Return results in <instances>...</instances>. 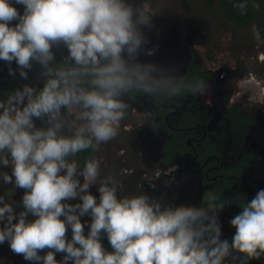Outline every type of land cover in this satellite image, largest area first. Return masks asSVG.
Masks as SVG:
<instances>
[{"label": "clouds", "instance_id": "obj_1", "mask_svg": "<svg viewBox=\"0 0 264 264\" xmlns=\"http://www.w3.org/2000/svg\"><path fill=\"white\" fill-rule=\"evenodd\" d=\"M235 7L246 14V3ZM154 14L142 0H0V60L10 75L14 61L24 79L38 64L42 78L40 87L26 83L0 97V184L25 190L20 211L0 194V244L7 241L25 260L249 264L264 257V188L230 219L235 232L229 240L222 238L218 213L231 201L209 197L202 210L143 190L124 192L119 177L125 170L102 176L103 157L86 158L83 165L75 158L117 137L133 96L207 94L206 80L177 87L174 65L140 59L156 51L143 31L152 27ZM252 36L264 44L259 28ZM60 46L67 52L58 59ZM175 167L143 179L151 182ZM92 185L99 197L89 191ZM85 215L90 222H82ZM105 234L111 250L102 243ZM56 253L63 254L60 260Z\"/></svg>", "mask_w": 264, "mask_h": 264}, {"label": "flooded vegetation", "instance_id": "obj_2", "mask_svg": "<svg viewBox=\"0 0 264 264\" xmlns=\"http://www.w3.org/2000/svg\"><path fill=\"white\" fill-rule=\"evenodd\" d=\"M22 12L23 6L17 5ZM15 23V21H12ZM149 48H151L152 44ZM58 59L67 50H55ZM208 54V53H206ZM263 55L264 51L260 52ZM175 66L173 75L177 87L187 88L197 80H206L205 96L191 93L173 99L133 96L132 108L121 121L118 135L75 157L81 165L86 158L103 157L101 174H119L124 192L144 191L172 204H184L204 209L209 197L231 201L219 211L222 238L231 239L235 232L230 219L242 209L240 205L264 188V100L257 89L253 96L240 94L241 74L251 75L252 63L240 71L225 62L200 61L191 50ZM210 56L208 55V58ZM141 60H145L140 56ZM159 63V59L154 61ZM10 75L6 62L0 60V97L24 84L42 86L40 67L34 64L27 79L20 77L15 62ZM263 86L261 82L258 83ZM37 126L41 121L36 120ZM149 182L144 175L171 168ZM129 170H134L127 174ZM139 185L141 187H139ZM98 185L89 191L99 197ZM22 197V196H19ZM76 200H69L75 203ZM249 264H264V257Z\"/></svg>", "mask_w": 264, "mask_h": 264}, {"label": "rangeland", "instance_id": "obj_3", "mask_svg": "<svg viewBox=\"0 0 264 264\" xmlns=\"http://www.w3.org/2000/svg\"><path fill=\"white\" fill-rule=\"evenodd\" d=\"M257 1L261 7L260 16L243 26L221 15L214 2L209 4L203 0H142L145 10L155 13L150 30L154 33L151 34L155 43L152 46L156 48L153 55L142 56L147 61L154 62L159 59V63L176 65L181 59L177 56L191 50L200 56L199 60L202 62L217 60L219 64L225 62L231 67L238 64L241 72L245 70L244 65L253 62L250 68L252 74H241L238 86L240 94L254 97L253 91L257 89L258 94L262 95L260 100H264V60L262 61L263 55H260V52L264 51V44L257 42L252 36L254 28H259L264 35V0ZM162 36L171 38L179 48L177 47L176 50L174 47L172 52L168 46L165 47L167 45L165 41L160 44L154 40V37L159 39ZM212 57L214 60H211ZM259 82L263 86H260ZM3 170L11 171L10 167H5ZM24 191L21 188H14L12 184H0V194L5 195L9 202L11 200L15 202L16 211L22 208L20 203L22 197L19 196H23ZM33 218L29 216V219ZM90 219L87 215L81 217L82 222H90ZM66 236L71 238L70 228ZM47 251L48 249L41 250V255ZM57 254L59 253L55 254V258ZM0 264H41V262L28 261L22 254L13 253L8 242L5 241L0 244Z\"/></svg>", "mask_w": 264, "mask_h": 264}, {"label": "trees", "instance_id": "obj_4", "mask_svg": "<svg viewBox=\"0 0 264 264\" xmlns=\"http://www.w3.org/2000/svg\"><path fill=\"white\" fill-rule=\"evenodd\" d=\"M205 2L215 3L217 5V10L221 15L226 16L227 18L235 21L239 25H248L250 24L255 18L260 16V4L257 0H203ZM238 3H246L247 4V11L246 14L242 15L240 10L235 7ZM258 9V10H257ZM259 14V15H258ZM103 245L111 250V245L108 242L106 234L101 238ZM57 260L62 258V253L57 254ZM71 264V262H69Z\"/></svg>", "mask_w": 264, "mask_h": 264}, {"label": "water", "instance_id": "obj_5", "mask_svg": "<svg viewBox=\"0 0 264 264\" xmlns=\"http://www.w3.org/2000/svg\"><path fill=\"white\" fill-rule=\"evenodd\" d=\"M147 30H149V31H147ZM143 31H144V33H145V35H146V37L148 38V40L150 41V43L153 41V34L154 33H152L151 32V30H150V28H144L143 29ZM152 34V35H151ZM175 36V34H173V36L172 37H174ZM154 40L157 42V43H160V44H163V42L165 41L166 43H167V45H165V47H167L168 46V48L169 49H171L172 50V52H174V47H175V49L177 50V47L179 48V46H177L174 42H172V39L171 38H168L167 36H165V37H161V38H157V37H154ZM171 40V41H170ZM153 44L152 45H155V43H154V41L152 42ZM151 45V44H150ZM148 47H150L149 45H148ZM153 46H151V48H152ZM175 54V53H174ZM32 217V216H31Z\"/></svg>", "mask_w": 264, "mask_h": 264}]
</instances>
